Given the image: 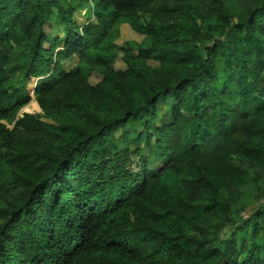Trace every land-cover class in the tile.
<instances>
[{
	"label": "trees",
	"instance_id": "obj_1",
	"mask_svg": "<svg viewBox=\"0 0 264 264\" xmlns=\"http://www.w3.org/2000/svg\"><path fill=\"white\" fill-rule=\"evenodd\" d=\"M262 234L264 0H0V264H264Z\"/></svg>",
	"mask_w": 264,
	"mask_h": 264
},
{
	"label": "rangeland",
	"instance_id": "obj_2",
	"mask_svg": "<svg viewBox=\"0 0 264 264\" xmlns=\"http://www.w3.org/2000/svg\"><path fill=\"white\" fill-rule=\"evenodd\" d=\"M81 9V12L78 13V14H85V13H88V6H85L83 8H80ZM82 20V19H81ZM83 21V20H82ZM130 20L127 19V18H124V19H121L120 22L117 23L116 27H120L122 26L123 28V37H121L119 39V42H121L123 39L124 40H136V41H141L142 40V36L139 35V34H136L132 29H128L127 27H130ZM57 50H59L57 48ZM66 62L70 65H72L74 63V59H67ZM116 66L118 68H123L124 64L123 62L120 60V58H117L116 59ZM101 79V76H93L91 78V81L93 83H96L97 81H99ZM36 81H34L32 84L30 83L29 84V88L31 89V95L33 97V86L35 85ZM33 85V86H32ZM32 101H33V98H32ZM32 101L30 102V104H28L27 106H25L21 112H20V115L23 113V112H28V113H39L41 110H38V109H33L31 110L29 108V106H31L32 104ZM172 123V118H171V115H170V112L169 110H167V104H166V100H161L158 105H157V124L158 126L160 127H163V126H166V125H170ZM135 147L134 145H131V149H134L135 150ZM135 164V163H134ZM262 237L264 238V235L262 234Z\"/></svg>",
	"mask_w": 264,
	"mask_h": 264
},
{
	"label": "water",
	"instance_id": "obj_3",
	"mask_svg": "<svg viewBox=\"0 0 264 264\" xmlns=\"http://www.w3.org/2000/svg\"><path fill=\"white\" fill-rule=\"evenodd\" d=\"M38 79H39V78H38ZM38 79H37V80H38ZM36 83H37V81H36ZM35 85H36V84H35Z\"/></svg>",
	"mask_w": 264,
	"mask_h": 264
},
{
	"label": "clouds",
	"instance_id": "obj_4",
	"mask_svg": "<svg viewBox=\"0 0 264 264\" xmlns=\"http://www.w3.org/2000/svg\"><path fill=\"white\" fill-rule=\"evenodd\" d=\"M36 84V83H35ZM34 87H35V85H34Z\"/></svg>",
	"mask_w": 264,
	"mask_h": 264
}]
</instances>
